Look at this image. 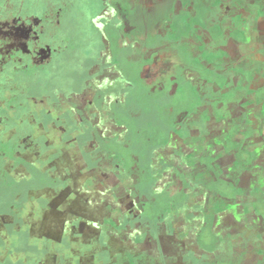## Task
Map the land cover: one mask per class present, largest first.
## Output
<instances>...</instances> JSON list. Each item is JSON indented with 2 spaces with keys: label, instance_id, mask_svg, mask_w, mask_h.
I'll use <instances>...</instances> for the list:
<instances>
[{
  "label": "crops",
  "instance_id": "1",
  "mask_svg": "<svg viewBox=\"0 0 264 264\" xmlns=\"http://www.w3.org/2000/svg\"><path fill=\"white\" fill-rule=\"evenodd\" d=\"M133 3L128 8L139 11L136 22L145 30L176 4L172 0ZM195 3L180 0L173 46H162L147 60L131 61L125 70L124 97L116 103L105 102L111 111V132L121 130L120 124L124 132L113 135L117 141L102 144L135 177L141 191L135 199L142 201L141 215L150 220L146 231L151 235L140 246H129L127 236L135 240L144 228L142 224V230L136 231L123 219L128 235L112 236L113 255L137 248L140 264H244L236 252H216L221 244L216 234L225 232L216 224L226 212H233L234 205L243 212L240 203L247 187H253L251 214L264 219V0ZM186 4L192 13L206 11L205 20L183 23L185 14L179 11ZM161 35L163 40L169 38ZM104 115L86 116L95 129ZM183 120L184 126L172 130ZM111 132L108 137L112 138ZM170 133L173 140L167 144ZM155 180L162 192L152 195L149 211L143 198ZM188 185L193 188L190 196ZM168 206L174 210V220L167 214ZM102 214L91 217L100 219ZM94 224L100 237L102 226ZM173 226L185 228L180 240L192 244L208 261H183L179 252L170 253L164 247L161 255L156 244L159 230L166 234Z\"/></svg>",
  "mask_w": 264,
  "mask_h": 264
},
{
  "label": "flooded vegetation",
  "instance_id": "2",
  "mask_svg": "<svg viewBox=\"0 0 264 264\" xmlns=\"http://www.w3.org/2000/svg\"><path fill=\"white\" fill-rule=\"evenodd\" d=\"M2 1L0 0V19L2 17L7 18L10 15L18 16L19 12H23L20 7L9 3V0H6L7 2L4 4H1ZM48 1L49 4L53 5L57 3L54 0ZM74 1L77 7L82 5V8H85V5H83L82 1L79 2V0H69L67 5L69 6ZM135 1L96 0L98 7L94 12L95 17L92 21H95L98 25H103L105 29L111 28L110 31L112 32L111 39L110 37L108 38L109 35L107 36L103 32L97 35L105 47L103 51L96 52L102 66L100 68L98 66L95 67L97 68L95 80L99 81L101 85L98 86L96 92H93V100L90 99L84 102V105L86 104L87 106L86 110L83 111L84 114L86 113L88 116L94 112L105 114L102 119L103 121L98 124V127L95 126L94 129L93 123L89 122L87 125L88 129L83 126L78 127L73 134L67 136L69 140H66L67 138L64 137L61 138L64 142L59 143V139L55 142L52 139L53 143L48 148L47 162L45 163L42 162L40 155L35 159L31 154H26L24 151L18 149L11 151L12 160L7 161L3 159L0 162V186H3L5 189L4 193H2L3 199L7 197L8 201L10 203L14 202L15 205H17V202L30 203L31 209L37 210L42 207L38 198H45L47 202L50 198L49 203L50 205L52 204V208L49 209L50 207L47 204V207L42 210L43 223L31 227V233L37 236L27 234L31 239L43 237L45 240H51L54 246L58 247L67 240V236L71 233L69 230L71 223L79 220H88L89 224L92 225L82 222L78 229H73V235L75 234L74 239L80 241L81 245L87 249L100 238L95 229L96 224L93 225V222L97 221V224H99L107 213L111 212L116 214L120 219H125L126 226L129 228H133L136 231L144 228L141 234L147 237V240L151 239V235L146 231L150 225V220L145 217L144 219L142 218L143 211L140 208L142 201L135 199V197L141 195L140 187L136 186L135 177L132 176L130 171H126L123 160L119 156L109 153L104 148V144H102V141H104L103 143L111 140L117 141L113 135L120 134L122 131L124 132L122 124L118 125L121 130L111 132L112 116L110 107L108 108L105 102L110 99L116 103L124 97L125 70L131 61L147 60L149 58L147 56L160 50L162 46H165V48L173 46L171 38L173 37V31L176 29L174 18L178 19L176 15L178 14L177 4L180 0H172L173 3H176L172 4L174 8L164 18L155 19L149 24L147 30L143 29L136 22L140 18L137 15L139 11L130 9L133 11L132 15L128 8L134 5L133 2ZM200 1L205 2V0H190L191 3ZM2 6L5 8L4 13L1 11L3 9L1 8ZM68 6L66 8L67 11L69 10ZM190 6V4H186L179 11L185 14L182 20L183 23L184 21L194 20L193 23L195 24L197 21L202 22L205 20L206 11H203V14L198 13V11H193L192 13L190 12ZM73 9L72 14L75 13ZM118 9L125 10L127 18H131V16L136 17V21L134 22L133 18L124 21L125 26L127 25L128 28V31L126 30L127 36L124 32H121V28L117 24ZM29 13L32 15L31 12ZM29 13L19 18L25 21L30 17ZM38 14L41 17L42 12ZM196 14L199 15L196 16ZM137 26H139L138 32L135 31V27ZM46 27L44 25L40 27L41 33L47 32ZM161 34H168L169 38L163 40ZM104 81L107 82L104 83ZM97 103H104L105 105L97 106ZM185 123L186 121L184 120L180 121V124L174 126L172 130H177L179 127L184 126ZM83 132L87 134H84V136ZM109 132L112 133V138L108 137ZM96 135L101 137V139L96 138ZM83 136L85 138H81ZM172 140L173 138L170 133L167 144ZM38 167L41 168L38 170ZM151 176L155 175L151 174ZM157 183L158 180H155L153 186L146 190V196L143 198L144 202L146 198L152 199L157 192H162V189H156ZM190 184H192L191 180ZM192 190L193 188L188 185L187 192L189 196ZM205 191L206 189L202 192L204 196ZM244 191V201L241 200L240 203L243 207V212H240V209L234 205L233 212H226L222 218H218L219 214L216 215V220L218 218L216 226L225 230L223 234H216L219 244L221 243L219 245L220 250L216 252L225 255L236 252L244 264H264V219L254 218L251 214L250 208L252 202L250 197L253 187H247ZM168 207L167 214L174 220V210L171 206ZM7 208L10 209V206L8 205ZM100 211H103V216L100 219L91 217ZM176 212L175 210V214L178 217ZM180 229L176 230L173 226L171 231L168 230L164 234L162 228H160L159 231L161 232L157 235V238L160 240L164 239V241L159 240L156 243L157 246L161 247L160 254H164L162 249L164 247L170 253L179 252L183 256V261H208L206 257L202 258L199 251L192 249V244H186L185 239L180 240L184 237L182 236V232H185V228L181 226ZM0 235L5 238L1 220ZM16 240L17 238H14L13 245L16 243ZM4 249L8 255L6 257H9L11 249L8 247H4ZM208 256L210 255L208 254ZM31 257L33 258L32 255ZM86 257L88 261L92 262V256L89 252H86ZM212 257L214 258V255ZM233 258L235 256L230 257L232 262H234ZM11 260L15 261L12 258ZM58 261L57 254L47 257V264H57ZM179 264H182V262Z\"/></svg>",
  "mask_w": 264,
  "mask_h": 264
},
{
  "label": "rangeland",
  "instance_id": "3",
  "mask_svg": "<svg viewBox=\"0 0 264 264\" xmlns=\"http://www.w3.org/2000/svg\"><path fill=\"white\" fill-rule=\"evenodd\" d=\"M54 1L56 5L49 4L48 0H9L23 12L0 19V162L12 160L11 151L18 149L35 159L40 155L45 163L52 139L54 142L59 139L61 143L64 142L61 138L69 140L67 136L78 127L88 129L84 102L93 100V92L101 85L95 80V67L102 66L96 52L105 48L97 35L103 32L111 39V28L105 29L92 21L98 7L96 0H79L85 5L84 9L82 5L77 7L75 1L69 6V0ZM6 2L3 0L1 4ZM1 8L4 13L5 8ZM39 12H42L41 17ZM26 13L30 16L27 20L19 18ZM125 13L118 9L117 24L127 36L124 21L133 18L134 22L136 17L127 18ZM42 25H47L46 33H41ZM138 27H135L136 32ZM95 137L101 139L98 135ZM4 190L0 186V220L5 235V238L0 235V264H47V257L55 254L59 258L57 264H140L137 248L135 252L124 250L113 255L112 236L128 235L123 220L114 213H107L100 222L102 234L89 248L82 246L73 235V229L87 220L71 223L67 240L55 247L51 240L42 237L33 238L34 241L27 235H33V225L43 223L42 210L47 204L52 208L50 198L48 202L38 198L42 207L32 210L30 203L15 205L7 197L3 199ZM153 203L146 198L143 205L151 211ZM127 237L129 246H140L147 241L140 233L135 240ZM14 238L17 240L13 245ZM4 247L11 249L9 257ZM86 252L91 254L92 262L88 261Z\"/></svg>",
  "mask_w": 264,
  "mask_h": 264
}]
</instances>
